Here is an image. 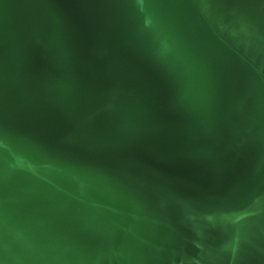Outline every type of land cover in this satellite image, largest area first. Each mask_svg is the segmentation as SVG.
<instances>
[{"label":"water","instance_id":"1","mask_svg":"<svg viewBox=\"0 0 264 264\" xmlns=\"http://www.w3.org/2000/svg\"><path fill=\"white\" fill-rule=\"evenodd\" d=\"M0 91V264H264V0H0Z\"/></svg>","mask_w":264,"mask_h":264},{"label":"snow or ice","instance_id":"2","mask_svg":"<svg viewBox=\"0 0 264 264\" xmlns=\"http://www.w3.org/2000/svg\"><path fill=\"white\" fill-rule=\"evenodd\" d=\"M3 101H4V95H3V92L0 91V106L3 105ZM190 102H191V97L190 96L185 97V103H190ZM0 147H3V145L0 144ZM3 238H4L3 227L2 225H0V243L3 242Z\"/></svg>","mask_w":264,"mask_h":264}]
</instances>
